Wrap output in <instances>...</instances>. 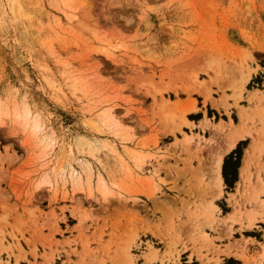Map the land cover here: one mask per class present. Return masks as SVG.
Returning <instances> with one entry per match:
<instances>
[{
  "label": "rangeland",
  "instance_id": "374dc122",
  "mask_svg": "<svg viewBox=\"0 0 264 264\" xmlns=\"http://www.w3.org/2000/svg\"><path fill=\"white\" fill-rule=\"evenodd\" d=\"M263 227L264 0H0V264L247 261Z\"/></svg>",
  "mask_w": 264,
  "mask_h": 264
},
{
  "label": "crops",
  "instance_id": "0c3cea01",
  "mask_svg": "<svg viewBox=\"0 0 264 264\" xmlns=\"http://www.w3.org/2000/svg\"><path fill=\"white\" fill-rule=\"evenodd\" d=\"M238 142H237V144H238ZM237 144H236V146H237ZM235 147H233V148L235 149ZM233 148L229 152L234 150ZM229 152H227L226 154H224V156H222L221 167H222V164H223L224 157L227 156L229 154ZM243 158H244V155H243ZM243 158H242L241 167L239 168V172H240V170H241V168L243 166ZM243 170L244 169H242L241 171H243ZM106 180H108V179L106 178ZM51 190L52 189H49V187H43V188L39 189L38 192H39V194L44 192V194L47 197V200H49V197L52 195L51 194ZM61 200L62 199L59 198V201H61ZM61 205H62V203L60 202V204L58 206H56V207L59 208V206H61ZM66 205H68V204H66ZM55 212L57 214H60L59 209H56ZM66 216L68 217V214H66ZM62 224H65V223H64V221L61 220L58 223V226L60 227V231L62 233L58 232V234L55 237L56 240H59L61 242H65L68 238L72 240V239H74V238H76L78 236L76 232H70L69 229H65L66 226H62ZM74 226H70L69 225L70 228H73ZM263 231H264V227H263ZM45 233H46V231H45ZM92 233H93L92 230H90L87 234L90 235ZM61 236H63V237H61ZM242 237H243V235L241 233V237H237L235 240H240ZM244 237L251 240L250 243L247 245V255H248L249 259L246 261L245 259L237 258L233 254L234 251H232V255H230L229 257H224L223 258L222 264L226 263L228 260H231L232 258L239 261L236 264H264V232L261 234V238L260 239H258L256 237H253V236H246V235ZM230 243H231V241L227 242V240H225L220 246L225 247V246H227V244H230ZM90 248L92 250H95L98 247L96 245H90ZM75 249L77 250L78 253H80V255H79L78 258H76V257L72 256V255H74V254H72L71 257H72L73 262H76L77 260H82V258H84L86 260V262L88 261V263H89V259L93 258V256H88L90 254V253H88V252H90L89 249L84 248L83 245L80 244L79 242H77V245H76ZM67 251L69 252V250H67ZM187 252L190 253L191 251L188 250ZM63 257L66 258V255L63 254ZM187 257H189V256H187ZM194 260L198 261L197 257L194 256L193 261Z\"/></svg>",
  "mask_w": 264,
  "mask_h": 264
},
{
  "label": "trees",
  "instance_id": "16d2710c",
  "mask_svg": "<svg viewBox=\"0 0 264 264\" xmlns=\"http://www.w3.org/2000/svg\"><path fill=\"white\" fill-rule=\"evenodd\" d=\"M244 142L238 144L237 148L224 160L223 177L228 187L233 188L238 181V169L241 166L242 150ZM232 165L231 173H228V165Z\"/></svg>",
  "mask_w": 264,
  "mask_h": 264
},
{
  "label": "bare ground",
  "instance_id": "6f19581e",
  "mask_svg": "<svg viewBox=\"0 0 264 264\" xmlns=\"http://www.w3.org/2000/svg\"><path fill=\"white\" fill-rule=\"evenodd\" d=\"M206 96H208L209 97V94H207ZM176 109V108H175ZM179 112L184 116V115H186L187 113H190V112H192V111H195L196 110V105H195V102L194 101H189L188 103H186L184 106H181V107H179ZM185 123L186 124H189V122H188V120L187 119H185ZM245 132H238V131H236L232 136H231V142L229 143V145H228V147H227V152H229L233 147H235L236 146V144H237V142L240 140V139H242L243 138V134H244ZM192 140V139H191ZM185 141L187 142V144H188V142L190 141V138H185ZM219 162H220V169H221V162H222V156L220 157V159H219ZM217 180H218V182L216 183V186H215V188H216V194L219 196V195H221L222 194V189H221V186H220V184L222 183V180H223V178L221 177V174L220 173H218V178H217Z\"/></svg>",
  "mask_w": 264,
  "mask_h": 264
}]
</instances>
